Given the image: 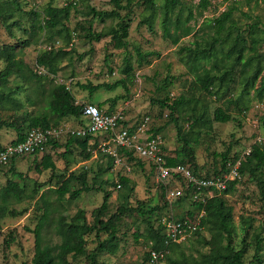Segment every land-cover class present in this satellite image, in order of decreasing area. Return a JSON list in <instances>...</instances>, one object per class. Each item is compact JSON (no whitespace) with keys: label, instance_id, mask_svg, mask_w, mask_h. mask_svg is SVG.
Masks as SVG:
<instances>
[{"label":"trees","instance_id":"1","mask_svg":"<svg viewBox=\"0 0 264 264\" xmlns=\"http://www.w3.org/2000/svg\"><path fill=\"white\" fill-rule=\"evenodd\" d=\"M23 1L0 0V26L5 29L10 38L17 41L16 44H2L0 46V58L5 63L4 69L0 72V130L4 128L15 132V139L9 143L11 145L23 142L27 133L32 129L59 130L58 126L62 120L81 118L84 106L76 104L74 96L65 84H55L48 89L45 112L40 114L28 111L25 103L30 107H34L42 99L38 97L36 98L37 100H31L30 96H25L23 102L18 98V94L26 89V84L28 85L30 81H41V76L37 74L36 70L30 68L23 61L21 54L24 48L37 43L38 41L34 40L35 36L43 32L44 39L52 42V46L43 50L35 58V66L37 69L43 70L49 77H55L62 70L63 61L70 59L72 49L67 50V48L71 45L72 33H75L74 30L73 32L69 30L66 23L76 3L70 2L66 6L58 7L49 2L40 13L34 10L24 11ZM109 2L113 5V8L109 11H97L90 8L86 16H90L92 19L86 22V26H79V30L86 32L85 37L89 38L90 41L98 42L104 37H109L114 49L126 51L128 48L126 39L129 36V26L134 7L133 0H109ZM183 2L184 0H162L158 6L155 0H143V11L146 12V15L142 17L138 25H147L149 32L154 33V22L160 17L162 38L171 39L172 43L177 45L182 37L191 34L193 29L188 23L195 18L193 12L189 11L184 24L181 23L180 13L182 12ZM213 5L212 0H197L195 8L202 15L205 11L214 7ZM234 11L235 7L229 6L217 17L204 22V27L213 29V35L209 40L204 42L194 41L190 46L182 47L178 51L179 54L181 53L179 57L180 63L185 66L188 73L192 76L189 89L200 95L214 97L218 101L223 100L226 102L225 107L215 108L212 116H210L207 105L201 104L200 100L195 97L186 98L185 96H180L174 100H169L165 97L158 103L162 109L169 110L170 120L174 122L176 135L180 140L179 150L167 153L163 148L167 165L185 166L198 178L218 177L228 173L230 166L239 159L240 155L235 154L230 157V144L227 150L220 155L219 169L211 173H201V168L195 161L194 148L192 147V145H197V137H199L200 132H210L213 122L225 124L232 121L234 118L230 113L229 106H234L241 115H244L248 109L246 101L251 91H253L257 100L261 101L264 98V68L260 65L261 58L257 54V46L264 42V29L259 28L258 22L250 25L247 30V41L249 43V46H247L245 37H240L238 34L232 37L235 27L232 20ZM23 19H26L29 24H22ZM95 19L100 22L117 19L118 22L115 27L110 26L105 31L95 32L92 29ZM172 28L173 31H171ZM235 30L237 31L238 29ZM17 33L21 34V36L16 38ZM56 39L63 40L65 43L64 47L55 48L53 43H55ZM218 47H221L220 52ZM223 48H226L225 52L222 51ZM247 52H250L251 55L246 56ZM219 54H221V57ZM137 56L139 62L146 57L139 50H137ZM225 60H229V62L226 63ZM212 61L216 64L210 65L208 68L205 67ZM123 63L122 74L127 76L132 74L133 66L131 62L125 59ZM239 66L242 67L239 75L241 91L235 99H232L231 87L235 84V72ZM247 69L251 71V74H249ZM11 80L15 81L14 87L8 85ZM121 85L124 86L123 79L112 85H81L80 87L89 90V93L92 94L99 89L112 90ZM34 91L36 92V90ZM115 102L116 100L112 99L111 106L108 109H103L107 102L96 106L103 113L110 114L114 113ZM190 105L193 106L190 107ZM199 105L201 108L197 112ZM185 108H190L192 112L188 115V121H193L188 132H183L182 127L178 125L177 120L174 118L175 113H178V111L183 112ZM119 124L126 127L130 134L134 131L133 127H127L125 121H120ZM161 131L162 127H159L157 129H148L147 133L152 137H161ZM191 134L192 136H190ZM68 137L66 143L68 150L61 153L62 160H66L65 158L71 153L70 147L80 149L85 161H89L93 156V150H99L98 136L76 137L69 135ZM52 140L45 144L43 151H45L47 146L55 143ZM2 148L3 146L0 144V151ZM38 153L41 152H37L34 155ZM117 153L119 157L126 158V160H134L136 158L139 166L145 164V160L135 156L131 150L121 148L118 149ZM102 156L107 158V163L105 168L100 167L98 169L96 177H101L108 173L115 161V158L109 154L104 153ZM17 159L19 158L13 157L9 160L10 168L8 173L11 177H17L21 180V183L8 178L6 185L0 189V219L6 214L17 215L15 211L8 209L12 201L19 203L24 199L33 200L38 193L37 188L39 186L35 182L33 188L30 189V194L28 193L24 177L15 170V160ZM149 165L153 171L152 165L150 163ZM67 167L68 163L64 161L63 170L58 174L56 172L58 170L57 165L53 161L52 156L46 152L43 153L39 164L35 166L39 172L43 170L51 172V179H55L58 184V188L53 190V192L57 196V204L62 209L64 201L67 204H71L79 200L84 192L86 193L90 190L87 181L88 172L84 169L79 172L70 171ZM238 171L239 179L229 182L224 191L214 192L209 199L203 195H198L199 192L197 191V198H194L193 194L195 191L178 177L177 180L180 187L183 188L184 196L175 202L177 205L188 203L190 209L176 220L191 222L198 218V229L192 235H197L201 238L203 230L209 234L208 239L203 238V246L206 251L197 252V256L186 254L185 248L187 247L184 241L181 243H168L161 225L154 226L151 220L144 218L143 221L148 229L146 239L149 244V250L144 254L143 264H157V262L161 261H166L168 264H254L253 262L262 264V259L259 257V253L262 251L261 243L258 240L255 241L256 247L253 262H244L245 242L242 240L238 247L233 241L236 232L233 208L226 203L225 198L234 191L240 179L247 176L256 184L261 199L264 200V144L255 143L251 145V151L248 156L244 157ZM106 183L107 181L103 182L101 180V187L97 191L103 194L102 203L91 212L90 221L87 220L85 211L82 209H78L76 213L70 216L61 214L58 216L55 222V230L60 241L52 245L46 243L43 237V231L53 212L52 204L47 200L46 194L42 193L39 196L38 202L42 204L43 210L39 222L34 230L31 231L34 237V254L31 264H73L81 257H85L88 264H99L97 258L100 255L103 253L114 255L119 248L120 238L117 233L118 224L122 217L135 212L148 215L153 214L156 210H161V208L155 207L144 212L137 207H129L130 193L133 192V186H130L132 182L128 178L120 177L117 184L120 186L118 189L123 187L124 190H127V193L122 196V202L116 212L108 216L110 193L103 189ZM74 184H78L79 188L72 190ZM174 185L175 183L171 181L165 186L161 185V189L165 191L166 187L169 188ZM66 196L68 197L66 198ZM22 214L23 212L19 213V215ZM242 221L247 231L251 227V223L244 219ZM89 236H93L96 241V246L91 252H87V238ZM11 241H14V238H11L9 243ZM188 247H191L189 242ZM152 251L163 253V258L151 262L150 253Z\"/></svg>","mask_w":264,"mask_h":264},{"label":"rangeland","instance_id":"2","mask_svg":"<svg viewBox=\"0 0 264 264\" xmlns=\"http://www.w3.org/2000/svg\"><path fill=\"white\" fill-rule=\"evenodd\" d=\"M75 1L76 5L71 10L69 20L66 23L71 32L75 31V33H72L71 45L67 48V50L72 49L70 59L63 61L62 70L55 77H49L43 70L37 69L35 58L43 50L52 46V42L44 39L43 32L38 33L34 38L38 42L25 47L21 57L25 64L36 70L37 74L41 76V81H30L28 85L26 84V89L18 94V98L23 102L25 96H30L31 100H35L38 97L42 99L34 107H30L25 103L26 109L33 111L35 114L45 112L48 89L55 84L68 86L76 104L79 105H97L107 102L103 109H108L111 106L112 99H114L116 102L113 111L123 117L127 127H133L135 131L145 122L146 118H148V121L144 125L147 130L162 127L160 134L162 137L161 145L167 153L179 150L180 140L176 135L175 124L170 120L169 110L162 109L158 104L159 101L165 97L169 100H174L180 96H185L186 98L195 97L200 100L201 104L207 105L210 116H212L215 108H224L226 103L223 100L218 101L214 97L200 95L189 89L192 76L179 61L181 54L178 52L179 49L190 46L194 41L204 42L209 40L213 35V29L204 27V22L217 17L229 6L235 7V11L232 14V20L235 25L232 37H235L236 34L240 35V37H245L247 46H249L247 41L248 27L258 22L259 28L264 29V0H218L212 2L215 8L212 7L202 15L195 8L197 0H184L180 20L184 24L188 12L192 11L195 18L190 20L188 25L193 30L190 35L182 37L178 44L174 45L171 39L162 38L160 17L154 22V33L149 32L147 25H138L142 17L146 15V12L143 11V0H133L132 20L129 26V36L126 39L128 48L126 51L117 50L113 48L109 37H104L98 42L90 41L89 38L85 37L86 32L79 30V26H84L89 19H92L90 16H86L90 8L97 11L111 10L113 5L110 4L109 0ZM161 1L155 0V3L159 6ZM49 2L54 6L62 7L72 2V0H24L23 10L26 12L34 10L41 13ZM117 22V19L105 22L95 19L92 29L95 32H102L110 26L115 27ZM22 24L29 23H27L26 19H23ZM235 29L238 30L236 31ZM171 31H173V28ZM19 36L21 34L17 33L16 38ZM16 43V39L10 38L5 29L0 26V46L2 44ZM53 44L57 48L64 47L65 43L63 40L56 39ZM218 49L220 52L221 47H218ZM137 50L146 56L141 62H139ZM222 51L225 52L226 48H223ZM146 54L153 55L147 56ZM257 54L261 58L260 65L264 68V42L257 46ZM249 55H251L250 52H247L246 56ZM219 56L221 57V54ZM125 59H128L133 66L132 74L128 76L122 74ZM225 62L227 63L229 60H225ZM215 64L212 61L205 67L208 68L210 65ZM4 67L5 63L0 58V72ZM241 69L242 67L240 66L236 68V81L231 87L232 99H235L241 91L239 84ZM247 71L251 74L250 70L247 69ZM122 79L124 80V86L121 85L112 90L99 89L92 94L89 93V90L80 87L81 85H112ZM12 80L8 85L14 87L15 81ZM192 106L190 105V107ZM246 106L248 109L244 115H241L234 106H229L230 113L234 118L232 121L225 124L213 122L210 132H200L199 137H197V145H192V147L194 148L195 161L201 168V173H211L219 169L220 155L227 150L228 145L231 144L230 157L240 154V158L257 138L264 139V98L261 101L257 100L253 91H251L246 101ZM200 108L199 105L197 112L200 111ZM191 113L190 108H185V111H178V113L174 114V118L177 120L178 125L182 127L183 132H188L193 122L192 120L188 121V115ZM82 124L81 118L62 120L58 126L60 134L57 138L51 139L55 143L50 144L45 151L37 155L32 154L15 160V170L24 177L28 193L30 194V189L33 188L34 182L39 187L37 188L38 193L33 200L24 199L19 203L11 202L8 209L15 211L16 216L6 214L0 219V264H31L34 254V237L31 231L34 230L42 214L43 207L38 202V198L42 193L46 194V198L51 202L53 209L49 222L43 231L44 241L51 245L60 241L55 230V222L60 214L70 216L76 213L78 209H82L85 211L87 220H91V212L102 203L103 194L97 191L101 187V180L103 182L107 181L103 189L110 193L108 216L116 212L122 202V196L127 193V190H124L123 187L117 188L120 177L128 178L132 182L130 186H133V192L130 193L129 207H137L144 212L155 207L161 208V210H156L153 214L142 215L140 212H135L122 217L118 224L117 233L120 238L119 248L114 255L107 253L100 255L97 258L99 264H143L144 254L149 250V244L146 239L148 229L143 219L148 218L154 226H158L162 218L172 216L177 219L190 209L188 203L177 205V201H174L169 206L165 196L166 190L163 191L161 189V185L164 186V184L157 181L154 171L151 170V166L146 161L143 166H139L136 158L134 160H126V158L118 156L115 158L108 173L101 177H96L98 169L100 167L105 168L107 163V158L102 156L104 153L101 150H93V156L89 161H85L80 149L70 147L71 153L65 158L66 160H62L61 153L68 150L66 148L69 138L68 132L79 128ZM15 135L13 130L2 128L0 130V144L2 146L8 145L15 139ZM97 139L98 142H101L100 138ZM110 147L113 148V146ZM45 152L52 156L58 167L56 171L58 174L63 170L64 161L68 163L67 168L70 171L79 172L84 169L88 172L87 181L90 190L86 193L84 192L79 200L71 204H67L64 201L62 203L63 209L57 204V196L53 192V190L58 188V184L55 179H51V172L44 170L39 172L35 168ZM9 168L10 164L0 166V189L6 185L8 178L21 183V180L17 177H11L8 173ZM173 187L181 190L180 184ZM78 188V184L72 186V190ZM225 200L233 208L236 227L233 241L238 247L242 240L245 242L244 262H253L256 247L255 241L258 240L261 243L262 250L259 253V257L262 259V264H264V200L261 199L256 184L247 176L241 178L234 191L226 196ZM20 212H23V214L19 215ZM242 219L251 223V227L247 231ZM199 237L191 235L187 238L188 240L184 241L187 247L185 248L186 254L197 256V252L206 251L203 246V238L208 239L209 234L203 230L201 238ZM11 238H14V241L9 243ZM87 239V252H91L96 246V241L93 236H89ZM188 242L191 247H188ZM253 263L256 264V262ZM73 264L88 263L85 257H81ZM157 264L168 263L161 261L157 262Z\"/></svg>","mask_w":264,"mask_h":264},{"label":"built area","instance_id":"3","mask_svg":"<svg viewBox=\"0 0 264 264\" xmlns=\"http://www.w3.org/2000/svg\"><path fill=\"white\" fill-rule=\"evenodd\" d=\"M218 0H212V2ZM75 4L76 1L72 0ZM81 119L83 124L75 129L68 132L70 136L85 137V136H98L101 140L98 144V149L103 153L109 154L114 158L118 157V149L131 150L135 156L145 160L152 165L154 174L158 182L164 184L174 182L175 185L179 186L177 178H181L187 186H190L195 193L194 198L198 195H203L205 198H211L214 192H222L227 188L229 182L239 179V167L245 156H248L251 147L244 152L233 165L230 166L228 173L218 177L209 178H198L192 174V172L182 165L169 166L167 165L165 156L163 153V147L161 145V137H152L150 134L147 135V129L145 128V122L141 124L131 134L128 132L126 127L119 124L123 121V117L117 113L105 114L98 109L96 105L85 104L82 108ZM60 134L59 130H30L24 141L17 144H8L3 146L0 151V165H7L9 160L13 157L20 158L29 156L37 152L44 150L45 144L54 138H57ZM259 143L264 144V139L257 138L252 144ZM110 146H113L111 148ZM120 186L117 185V188ZM177 187H166V200L169 206L177 201L179 198L184 196V193ZM201 217V216H199ZM160 225L163 228L164 234L167 238L168 243H181L190 237L193 232L198 229L199 220L198 218L194 221H178L172 216L164 217L160 220ZM151 262H155L160 258H163V253H157L152 251Z\"/></svg>","mask_w":264,"mask_h":264}]
</instances>
